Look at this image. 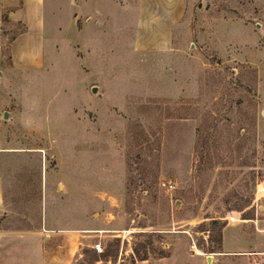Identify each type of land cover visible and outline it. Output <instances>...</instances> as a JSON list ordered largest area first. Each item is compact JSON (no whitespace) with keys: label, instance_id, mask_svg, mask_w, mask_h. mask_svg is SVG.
Returning <instances> with one entry per match:
<instances>
[{"label":"rangeland","instance_id":"1","mask_svg":"<svg viewBox=\"0 0 264 264\" xmlns=\"http://www.w3.org/2000/svg\"><path fill=\"white\" fill-rule=\"evenodd\" d=\"M170 1L141 49L159 7L137 37L139 0H30L28 29L0 0V264L207 249L229 214L264 238V0Z\"/></svg>","mask_w":264,"mask_h":264},{"label":"crops","instance_id":"2","mask_svg":"<svg viewBox=\"0 0 264 264\" xmlns=\"http://www.w3.org/2000/svg\"><path fill=\"white\" fill-rule=\"evenodd\" d=\"M28 1L30 0H1V8L6 10V18L10 21L24 24L27 29L28 27L26 24L19 20V16L21 17V14ZM172 3L176 2L170 0H139L138 16L140 22L137 23V37L142 36L140 33L142 28L141 24L144 20L147 9H158L159 7L160 16L158 17V23L163 28V35L161 34L163 39L161 38L162 40H160L157 45L152 44V42H148V44L141 43L138 44L139 48L146 49L148 47H154L157 49H162L166 47V43L168 44L167 32L169 20L175 12V9L171 7L173 6ZM151 30H147V33L145 34L147 37L151 38L157 35L158 32ZM19 38L16 39L13 47L18 43ZM3 211L4 197L2 181L0 178V214ZM246 221L252 222L253 224L256 222V220L254 222L253 219H242L237 221H229L223 226L221 229L220 249L217 252H202L201 250H197L196 247L191 248L190 243L188 244V247H186L184 244L177 241L178 237H175L170 246L167 245L169 247L168 254L166 256L140 260L134 262L133 264H251L253 260H258L262 257L264 258V249L259 248L261 245H264V238H256L254 233V236H252L251 239H248L241 230V224ZM97 231L100 232L101 230ZM255 231L258 234L264 235V228H255ZM46 238L48 237L45 236L44 240H46ZM187 250L190 253H187ZM192 255L194 256L193 259H191ZM66 257L59 255L58 257L54 256L48 258V256L45 255L42 256V259L44 261L49 260L51 263L54 262L55 264H63L68 259H66Z\"/></svg>","mask_w":264,"mask_h":264},{"label":"trees","instance_id":"3","mask_svg":"<svg viewBox=\"0 0 264 264\" xmlns=\"http://www.w3.org/2000/svg\"><path fill=\"white\" fill-rule=\"evenodd\" d=\"M20 4V1H19ZM224 223H221L219 226H217L216 229L210 231V230H206L205 228H201L200 229V233L205 234L206 236V240L209 243H214V246H210L207 249H201L202 252H217L220 249V240H221V229L223 228ZM149 231H141L138 232V235H143V233H148ZM158 231H151L149 233H157ZM142 247V244H138L135 245L132 248V256L130 258V263L133 264L136 261H140V260H146L149 259L146 252H140V248ZM168 254V251H158L157 255L154 256L153 258H158V257H163L166 256ZM110 255V251L109 249H105L103 251H101V253H99L98 255L94 256L93 261H102L103 263H105L107 261V258Z\"/></svg>","mask_w":264,"mask_h":264},{"label":"built area","instance_id":"4","mask_svg":"<svg viewBox=\"0 0 264 264\" xmlns=\"http://www.w3.org/2000/svg\"><path fill=\"white\" fill-rule=\"evenodd\" d=\"M159 186L165 192H171L175 188L174 184L172 182H170V181H160L159 182ZM263 192H264V186L259 185V188L256 189V193H255V196H254V201H256L259 198V196L262 195ZM236 213H238V212H236ZM224 220L226 222H229V221H237V220H242V219H240V217H236L234 214H229L226 217H224ZM190 246H191V248L195 247V244H194V241H193L192 238H190ZM91 248H93L96 252H99V253L101 252V248H100V245H99L98 242L93 243L91 245ZM251 264H264V258L262 257L261 259L253 260L251 262Z\"/></svg>","mask_w":264,"mask_h":264},{"label":"water","instance_id":"5","mask_svg":"<svg viewBox=\"0 0 264 264\" xmlns=\"http://www.w3.org/2000/svg\"><path fill=\"white\" fill-rule=\"evenodd\" d=\"M198 7H199V5H198ZM90 90H91V93H94V94L96 93V87L95 86H91ZM97 95H99V94L97 93ZM3 117L4 118L6 117V113L3 114ZM58 188H60V185H58Z\"/></svg>","mask_w":264,"mask_h":264}]
</instances>
